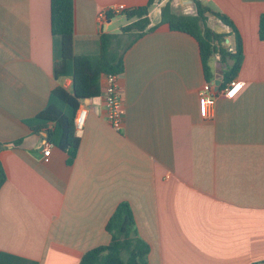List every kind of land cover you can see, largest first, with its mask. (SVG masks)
I'll return each instance as SVG.
<instances>
[{"label":"crops","instance_id":"obj_1","mask_svg":"<svg viewBox=\"0 0 264 264\" xmlns=\"http://www.w3.org/2000/svg\"><path fill=\"white\" fill-rule=\"evenodd\" d=\"M147 2L73 0L74 50L97 51L100 16L104 32L120 33L133 21L124 13ZM167 2L175 14L196 13L195 0H164L149 9L154 29L126 50L117 76L120 130L106 119L102 78L68 163L52 145L45 159L44 135L26 124L56 86H70L53 76L59 44L50 31V0H0V162L6 173L0 253L36 264H79L84 253L109 243L105 226L127 202L149 247L146 264H264V41L258 35L264 0L197 1L225 15L241 38L242 63L232 80L244 86L231 100L223 97V74L232 61L213 55L206 77L196 40L160 22ZM116 5L125 10L111 11ZM206 17L233 53L231 29ZM205 83L212 99L202 118L198 94Z\"/></svg>","mask_w":264,"mask_h":264},{"label":"trees","instance_id":"obj_2","mask_svg":"<svg viewBox=\"0 0 264 264\" xmlns=\"http://www.w3.org/2000/svg\"><path fill=\"white\" fill-rule=\"evenodd\" d=\"M161 1L164 0H148L146 5L126 11V19L133 21L123 27L120 33L101 31L97 51L77 53L74 50L73 0H50V31L59 44V54L53 63V76L55 80L69 79L70 86H56L50 92L45 108L27 120L26 124L35 134L44 135L48 144L64 151L68 155V163L76 157L80 142L75 131L74 118L81 101L100 95L103 76H118L123 72L126 50L146 32L154 29L149 28L147 16L149 9ZM194 3L195 15H179L172 12L167 2L161 8L160 22L168 25L171 31L185 33L196 40L206 77L210 74L208 64L213 55L219 54L222 61L231 60L232 64L223 74V81L229 82L235 78L241 67V38L225 15L211 12L196 0ZM206 14L215 16L231 29L234 36L233 53L223 47L224 36L207 27ZM258 35L259 39L264 41V14L259 17ZM19 143L20 141L14 144ZM5 181L6 173L0 162V188ZM105 230L110 235L109 243L84 253L79 264H146L149 247L137 235L133 213L127 202L117 205ZM0 264L36 263L19 256L0 253Z\"/></svg>","mask_w":264,"mask_h":264},{"label":"built area","instance_id":"obj_3","mask_svg":"<svg viewBox=\"0 0 264 264\" xmlns=\"http://www.w3.org/2000/svg\"><path fill=\"white\" fill-rule=\"evenodd\" d=\"M197 1H202V0H197ZM110 10L116 13L123 12L125 10V7L124 5H116L110 8ZM104 22L105 21L103 17L100 16V31H103ZM243 86L244 85L241 81H237V80L229 81L223 91V97L229 100L234 99L242 91ZM101 96L104 105L106 107V119L108 123L110 124L112 129L119 131L122 124V106L119 96V88L117 84L116 75L109 74L103 76ZM209 96H210V85L208 83H205L198 94V110L202 118L208 117L210 112L209 105L211 103L212 98ZM97 99H99V96L81 101L74 118V127L76 133L82 131L84 127L86 116L88 113L89 103ZM50 148H51V144L47 143L43 151V156L45 157V159L50 154Z\"/></svg>","mask_w":264,"mask_h":264},{"label":"water","instance_id":"obj_4","mask_svg":"<svg viewBox=\"0 0 264 264\" xmlns=\"http://www.w3.org/2000/svg\"><path fill=\"white\" fill-rule=\"evenodd\" d=\"M226 42H228V40H226Z\"/></svg>","mask_w":264,"mask_h":264}]
</instances>
